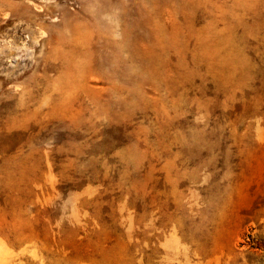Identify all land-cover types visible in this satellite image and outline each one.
Listing matches in <instances>:
<instances>
[{
    "label": "rangeland",
    "instance_id": "rangeland-1",
    "mask_svg": "<svg viewBox=\"0 0 264 264\" xmlns=\"http://www.w3.org/2000/svg\"><path fill=\"white\" fill-rule=\"evenodd\" d=\"M0 264H264V0H0Z\"/></svg>",
    "mask_w": 264,
    "mask_h": 264
}]
</instances>
